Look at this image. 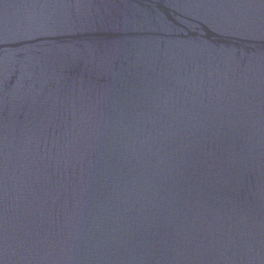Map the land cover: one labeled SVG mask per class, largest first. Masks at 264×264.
<instances>
[{"label": "water", "instance_id": "1", "mask_svg": "<svg viewBox=\"0 0 264 264\" xmlns=\"http://www.w3.org/2000/svg\"><path fill=\"white\" fill-rule=\"evenodd\" d=\"M0 264H264V0H0Z\"/></svg>", "mask_w": 264, "mask_h": 264}]
</instances>
